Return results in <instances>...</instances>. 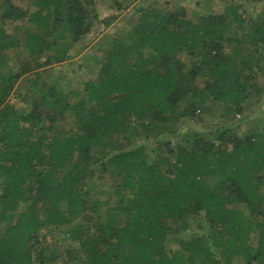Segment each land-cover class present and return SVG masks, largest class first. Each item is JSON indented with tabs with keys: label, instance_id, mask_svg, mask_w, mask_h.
I'll return each instance as SVG.
<instances>
[{
	"label": "trees",
	"instance_id": "1",
	"mask_svg": "<svg viewBox=\"0 0 264 264\" xmlns=\"http://www.w3.org/2000/svg\"><path fill=\"white\" fill-rule=\"evenodd\" d=\"M30 1L31 10L0 0V223L7 225L0 264H227L239 255L264 264V128L238 136L228 116L263 87L256 79L264 82V0H254L263 8L248 18L235 0H222L218 12L208 10L212 0L196 1L202 12L170 1L163 10L154 1L138 5L132 42L99 46L97 76L83 83L79 101L70 104L56 80L38 85L40 70L31 82L22 78L32 92L22 112L6 97L29 67L2 72L7 48L20 41L6 33L7 21L31 24L21 39L31 54L45 56L34 59L40 69L70 58L96 18L93 0ZM217 102L227 122L220 127L189 129L175 145L164 139L151 161L143 147L129 148L138 133H170L179 119ZM69 115L73 127L59 130L57 121ZM109 168L124 177L94 199L86 181ZM202 211L213 228L208 244L205 236H182L188 216ZM45 226L75 242L60 263L36 249ZM173 235L182 239L168 252Z\"/></svg>",
	"mask_w": 264,
	"mask_h": 264
},
{
	"label": "rangeland",
	"instance_id": "2",
	"mask_svg": "<svg viewBox=\"0 0 264 264\" xmlns=\"http://www.w3.org/2000/svg\"><path fill=\"white\" fill-rule=\"evenodd\" d=\"M95 4H90L89 7L93 8L92 15L96 18L92 20V27L88 34L78 43L74 45L70 54L72 56L60 64L53 63L46 65L40 69L34 68V59L37 58L43 61L45 56H35L31 54L22 43L21 35L25 30H31V24L19 21H7L4 25V29L8 35L18 37L20 41L14 46L7 48V60L8 63L3 67V71L11 69L16 72L20 69L21 64L29 67V70L25 71L20 76L19 81L13 86L12 90L6 97V101L9 102L19 111L26 112L30 109V99L32 92L26 87L22 78L31 82L34 78L36 71H42L41 77L38 81V85L44 80L57 81L63 89V92L67 95L68 102L74 104L79 101L80 90L88 80H95L99 67L95 64L94 58L100 60L104 55L99 46L103 43L117 39L119 42L127 45L131 43V25L134 19H138L139 12L135 11L136 6L142 5L148 7L151 2H156V8L159 10L171 8L173 6H183L190 10L196 9L197 11H203V8L196 7L195 3L198 0H116L121 4V7H117L113 0H93ZM166 1L173 2V6L167 4ZM203 1V0H202ZM22 8L33 9L34 6L30 0H15ZM235 3L242 5V9H245V16L255 17L263 8L262 2H256L254 0H235ZM224 2L222 0H212L209 6V11H221L223 9ZM169 8V9H170ZM191 13V12H189ZM114 15L112 21L105 25L101 20ZM17 27V29H16ZM226 52H229L230 46H226ZM180 57L188 60L185 54L181 53ZM22 62V63H21ZM1 66V65H0ZM262 76L256 79V83L260 86L262 84V90L257 96H253L250 101L243 104L242 111L237 112L235 117L232 113H229L231 118L230 123L233 124V132L238 136L245 135L249 129L254 125L256 129L264 128V82ZM25 81V80H24ZM197 84H200V78L197 79ZM76 90V91H75ZM71 91H74L71 93ZM22 93V94H21ZM68 93V94H67ZM225 113L223 105L220 102L206 103L201 114L191 118H181L173 125L170 133L165 132L159 134L156 137H145V134L138 133L137 137L133 140L130 149L135 146H141L146 152V156L151 161L155 157L159 142L162 140H169L172 145H175L180 140L181 135L189 129L195 131H205L208 128H217L227 123L223 114ZM74 117L72 115L66 116L64 119L58 120L57 124L59 130L68 131L72 126ZM225 122V123H224ZM253 126V127H254ZM124 177L123 174L117 175L112 168L106 173H103L101 177L90 178L86 181V186L89 191L94 193V199H102L105 195L110 193L113 189L112 181L120 180ZM209 181V180H208ZM212 182V181H210ZM1 192V183H0ZM114 198V197H112ZM241 207V206H239ZM24 209L23 205H19L16 209V214L10 221L14 223L20 217ZM101 211L104 208H100ZM244 212L246 210L244 209ZM103 214V212H102ZM101 214V217H102ZM120 216V215H119ZM122 216V215H121ZM120 218V217H119ZM82 220L81 216H77L73 221ZM190 221V227L182 236L193 237H206L203 239L205 244L211 243V237L209 236V230H213L208 226V222L205 219L204 212L198 214H190L188 216ZM6 223H0V236L3 235L6 228ZM69 227V226H68ZM38 237L40 239V246H36V249L43 247V255L47 257L52 255V263H60L63 258V253L66 248L74 247L75 242L71 241L66 234L61 230L55 229L53 226L41 227L38 231ZM182 239L180 235H173L165 242L166 251H174L179 247V241ZM224 264V263H223ZM227 264H246L243 255H239L231 259Z\"/></svg>",
	"mask_w": 264,
	"mask_h": 264
}]
</instances>
